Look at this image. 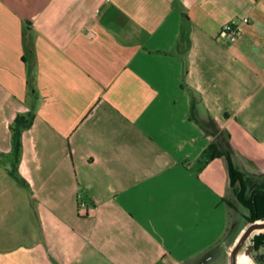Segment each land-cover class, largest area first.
Masks as SVG:
<instances>
[{
  "label": "crops",
  "instance_id": "crops-1",
  "mask_svg": "<svg viewBox=\"0 0 264 264\" xmlns=\"http://www.w3.org/2000/svg\"><path fill=\"white\" fill-rule=\"evenodd\" d=\"M217 148L264 192V0H0V264H230Z\"/></svg>",
  "mask_w": 264,
  "mask_h": 264
},
{
  "label": "trees",
  "instance_id": "trees-1",
  "mask_svg": "<svg viewBox=\"0 0 264 264\" xmlns=\"http://www.w3.org/2000/svg\"><path fill=\"white\" fill-rule=\"evenodd\" d=\"M223 157L227 163L229 180L232 187H237V200L244 209V218L248 223L264 221V192L251 191L247 192V183L245 176L234 166L230 154L226 151L219 150L212 156Z\"/></svg>",
  "mask_w": 264,
  "mask_h": 264
},
{
  "label": "water",
  "instance_id": "water-1",
  "mask_svg": "<svg viewBox=\"0 0 264 264\" xmlns=\"http://www.w3.org/2000/svg\"><path fill=\"white\" fill-rule=\"evenodd\" d=\"M264 228V221H257L254 223H250L245 232L240 237L237 244L234 246V248L231 251L230 255V264H236V258L239 250L243 247L248 237L251 235V233L257 229H263Z\"/></svg>",
  "mask_w": 264,
  "mask_h": 264
},
{
  "label": "built area",
  "instance_id": "built-area-1",
  "mask_svg": "<svg viewBox=\"0 0 264 264\" xmlns=\"http://www.w3.org/2000/svg\"><path fill=\"white\" fill-rule=\"evenodd\" d=\"M243 23L248 22V18L242 19ZM221 34L231 43H234L237 41L238 37L241 34L240 27L235 22H229L222 26L221 28Z\"/></svg>",
  "mask_w": 264,
  "mask_h": 264
},
{
  "label": "rangeland",
  "instance_id": "rangeland-1",
  "mask_svg": "<svg viewBox=\"0 0 264 264\" xmlns=\"http://www.w3.org/2000/svg\"><path fill=\"white\" fill-rule=\"evenodd\" d=\"M217 264H222V262H221V261H219V262H217Z\"/></svg>",
  "mask_w": 264,
  "mask_h": 264
}]
</instances>
